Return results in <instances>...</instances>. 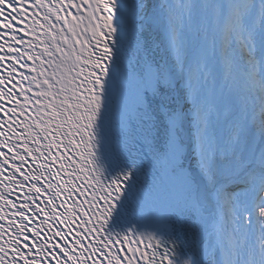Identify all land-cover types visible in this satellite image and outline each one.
<instances>
[{"label":"snow or ice","instance_id":"6c2138e0","mask_svg":"<svg viewBox=\"0 0 264 264\" xmlns=\"http://www.w3.org/2000/svg\"><path fill=\"white\" fill-rule=\"evenodd\" d=\"M0 264H264V0H0Z\"/></svg>","mask_w":264,"mask_h":264}]
</instances>
